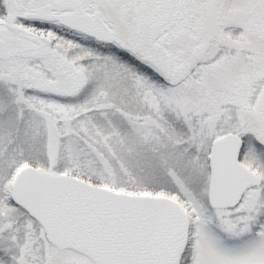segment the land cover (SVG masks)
<instances>
[{
	"label": "snow or ice",
	"instance_id": "obj_1",
	"mask_svg": "<svg viewBox=\"0 0 264 264\" xmlns=\"http://www.w3.org/2000/svg\"><path fill=\"white\" fill-rule=\"evenodd\" d=\"M0 264H264V0H0Z\"/></svg>",
	"mask_w": 264,
	"mask_h": 264
}]
</instances>
